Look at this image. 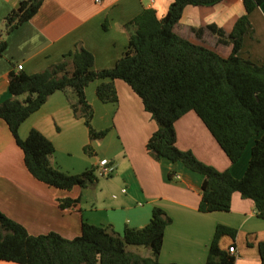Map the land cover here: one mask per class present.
Instances as JSON below:
<instances>
[{"label": "crops", "instance_id": "obj_1", "mask_svg": "<svg viewBox=\"0 0 264 264\" xmlns=\"http://www.w3.org/2000/svg\"><path fill=\"white\" fill-rule=\"evenodd\" d=\"M20 1L0 0V28L4 17ZM171 1L44 0L32 18L4 37L7 44L0 53V103L10 97L8 73L17 64H22L25 73H37L59 62L76 43L93 54L95 69L114 66L128 43L124 24L144 9H153L161 17ZM244 14L242 0H221L204 15L198 7L188 5L179 27L193 41L210 47L223 46L229 41V28L225 26ZM248 19L250 26L239 55L260 63L264 60V3L250 12ZM207 26L216 28V34ZM98 83H90L85 90L88 102L95 112H102L108 129L94 163L85 157L72 158L74 150L82 148L86 140L77 136L80 118L74 117L70 109V103L76 100L71 90L51 94L20 125L18 133L25 138L33 128L40 131L54 145L52 164L65 172L78 174L92 166L98 168L99 160L107 158L115 166L114 173L97 184L95 181L85 188L71 190L41 183L26 170L21 149L0 119V212L32 235L56 232L71 239L81 234L82 222L108 227L122 235L127 227L146 225L153 207H159L171 218L158 255L161 263L203 264L217 225H224L235 229L236 234L234 238L221 236L220 249L235 248L234 264H260L258 244L264 241V219L255 215L253 201L234 192L229 211L200 212L202 175L180 162L154 160L145 145L157 124L144 110L140 97L127 83L116 79L118 101L102 103L95 93ZM174 128L179 149L190 150L200 161L220 171L228 170L235 178L243 176L255 138L240 158L231 163L194 111L178 118ZM65 198H79V202L61 207L59 201ZM146 252L144 257L150 256V251Z\"/></svg>", "mask_w": 264, "mask_h": 264}, {"label": "trees", "instance_id": "obj_2", "mask_svg": "<svg viewBox=\"0 0 264 264\" xmlns=\"http://www.w3.org/2000/svg\"><path fill=\"white\" fill-rule=\"evenodd\" d=\"M44 0H22L3 19L0 28V53L6 48L5 36L32 18ZM221 0H172L167 12L158 17L153 9H144L124 24L128 43L114 66L95 69L93 54L80 43L59 62L28 74L12 69L8 73L10 97L0 103L2 119L23 154L29 174L48 186L71 190L85 188L97 181V168L71 174L52 164L53 143L37 129L25 138L20 125L39 110L56 91L71 90L75 102L70 109L81 118L90 141L105 136L108 129L92 125L94 109L86 98V87L99 81L95 93L102 103H116L115 80L127 83L140 97L144 110L156 122L157 129L146 142L154 160L180 162L202 175L198 210L203 213L229 211L234 192L253 201L254 212L264 219V60L253 62L239 55L250 22L248 14L264 0H242L245 14L226 25V45L210 47L181 33L179 23L184 8L198 7L201 14ZM103 28H106L105 23ZM212 32L216 28L207 26ZM222 30H219L221 33ZM197 34V32L195 31ZM222 34V33H221ZM194 111L218 142L231 163H235L252 138L248 166L241 178L228 170H217L200 161L190 150L176 146L175 121ZM83 152L95 155L91 143ZM171 176V173L168 174ZM79 198L59 201L61 207L76 205ZM171 223L166 212L153 207L149 222L139 228L127 227L122 235L110 228L82 222L81 234L68 239L56 232L32 235L20 223L0 212V261L17 264H164L158 260L164 229ZM236 230L217 225L203 264H234L235 256L222 250L223 235L235 237ZM127 244L150 250L144 257L126 250ZM260 264H264V241L259 242ZM178 264V263H166Z\"/></svg>", "mask_w": 264, "mask_h": 264}, {"label": "rangeland", "instance_id": "obj_3", "mask_svg": "<svg viewBox=\"0 0 264 264\" xmlns=\"http://www.w3.org/2000/svg\"><path fill=\"white\" fill-rule=\"evenodd\" d=\"M101 113H102L101 111H97V112L94 111V116L92 119V125L96 130H105V126H104L105 120L101 117ZM77 123L79 125V128H78L79 131L77 130V136L84 138L86 140L85 144L91 143L93 150L96 153L97 149L101 146V144H104L103 141L108 136V131L103 138H101L99 140L90 141L88 138L87 128L83 124L82 119L80 118V120ZM94 144L97 145V147H95ZM74 152H75V156L73 155L72 158L78 159L79 157H85L87 160H89L91 162V164L94 163L97 159L96 154L89 156L86 153H84L83 147L82 148L77 147V150L75 149ZM103 179H105V178H103L102 176H98L97 182L95 184L101 182V180H103ZM91 194H92V192H90V195ZM126 250L138 253V254L143 255V256L147 253L146 251H150L148 248H145L144 246L133 245V244H127Z\"/></svg>", "mask_w": 264, "mask_h": 264}, {"label": "built area", "instance_id": "obj_4", "mask_svg": "<svg viewBox=\"0 0 264 264\" xmlns=\"http://www.w3.org/2000/svg\"><path fill=\"white\" fill-rule=\"evenodd\" d=\"M101 0H95L96 3H100ZM23 66L22 64H17L15 66V70H22ZM115 171V166L114 164L107 158H102L99 160L98 162V168L96 170V173L98 176H102V177H109L111 176ZM123 191H125L123 189ZM229 252L231 254H235V248L233 246L229 247Z\"/></svg>", "mask_w": 264, "mask_h": 264}]
</instances>
